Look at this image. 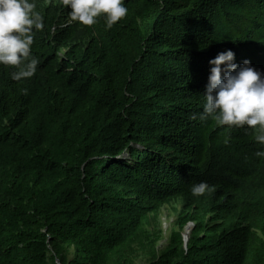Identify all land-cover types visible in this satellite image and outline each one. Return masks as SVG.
<instances>
[{
	"label": "trees",
	"instance_id": "1",
	"mask_svg": "<svg viewBox=\"0 0 264 264\" xmlns=\"http://www.w3.org/2000/svg\"><path fill=\"white\" fill-rule=\"evenodd\" d=\"M35 3L36 74L0 65V264H264V146L199 118L219 53L264 73V0H125L111 29Z\"/></svg>",
	"mask_w": 264,
	"mask_h": 264
},
{
	"label": "clouds",
	"instance_id": "2",
	"mask_svg": "<svg viewBox=\"0 0 264 264\" xmlns=\"http://www.w3.org/2000/svg\"><path fill=\"white\" fill-rule=\"evenodd\" d=\"M69 17L82 26H93L103 18L111 29L128 15L125 0H63ZM35 0H0V65L11 67V79L22 81L37 72L38 59L32 55L34 30L44 27L35 10ZM231 50L210 60L208 84L204 94L201 120L211 119L219 126L254 133L256 143L264 146V73L245 60L238 65ZM27 95V89L23 90ZM224 143H229L225 137ZM254 155L264 161V151ZM214 186L201 182L191 187L193 196H203Z\"/></svg>",
	"mask_w": 264,
	"mask_h": 264
},
{
	"label": "rangeland",
	"instance_id": "3",
	"mask_svg": "<svg viewBox=\"0 0 264 264\" xmlns=\"http://www.w3.org/2000/svg\"><path fill=\"white\" fill-rule=\"evenodd\" d=\"M177 207H180L179 204H175ZM161 224L165 232H167L170 227L171 223L175 220V212L173 209V205H164L161 209ZM191 228V227H190ZM166 244V240L161 242L159 248H163ZM136 264H146L145 260H138Z\"/></svg>",
	"mask_w": 264,
	"mask_h": 264
},
{
	"label": "water",
	"instance_id": "4",
	"mask_svg": "<svg viewBox=\"0 0 264 264\" xmlns=\"http://www.w3.org/2000/svg\"><path fill=\"white\" fill-rule=\"evenodd\" d=\"M191 230H192V228L187 229V231H186V233L184 235V238H185L186 241L188 240V236H189V233L191 232Z\"/></svg>",
	"mask_w": 264,
	"mask_h": 264
}]
</instances>
